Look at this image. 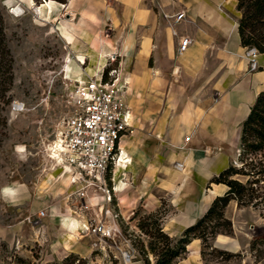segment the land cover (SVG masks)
Segmentation results:
<instances>
[{
    "label": "crops",
    "instance_id": "1",
    "mask_svg": "<svg viewBox=\"0 0 264 264\" xmlns=\"http://www.w3.org/2000/svg\"><path fill=\"white\" fill-rule=\"evenodd\" d=\"M46 4L60 10L53 1ZM235 4L234 0H69L65 5L75 17L68 23L69 44L102 49L104 61L109 53L116 55L127 84L132 127L122 141V158L130 163L117 166L111 191L113 207L123 218L134 214L138 204L148 211L165 204L164 230L180 237L227 191L222 183H212L209 189L207 185L228 166V150L239 149L242 124L264 89V52L247 55ZM94 57L90 65L96 63ZM99 63L103 67L106 62ZM94 72L93 68L90 73ZM123 177L130 179L126 182ZM0 193L13 201L8 187ZM66 221L72 228L74 222ZM73 237L70 232L68 239ZM69 240L63 244L64 252L73 251ZM226 240L228 236L219 234L214 246L220 248ZM201 249L202 241L193 239L187 245L188 258L179 264H203Z\"/></svg>",
    "mask_w": 264,
    "mask_h": 264
},
{
    "label": "rangeland",
    "instance_id": "2",
    "mask_svg": "<svg viewBox=\"0 0 264 264\" xmlns=\"http://www.w3.org/2000/svg\"><path fill=\"white\" fill-rule=\"evenodd\" d=\"M46 1H53L60 10L46 8ZM68 1L31 0L30 7L18 0H0V16L13 60V79L6 84L4 96L0 94V115L7 121L0 146V190L6 186L13 193L12 202L0 193V264H10L14 254L36 264H145V257L155 264L156 253L162 252L166 244L158 227L170 236L163 227L167 206L148 211L138 204L129 218L120 215L116 219L120 232L106 238L108 245L104 250L95 245L98 238L89 233L86 223V219L96 222L101 218V200L95 196L97 199L89 202V209L81 208L70 174L49 156V145L57 140L73 112L71 96L76 81L86 79V72H90L91 57L97 58L94 57V71L100 67V61L106 62V69L118 68V60L111 63L113 53L104 61L102 56L106 52L102 49L86 50L69 44L68 23L75 17L65 6ZM234 3L239 25L242 11L238 1ZM18 5L21 9L14 10ZM35 8L42 14H37ZM15 103L21 108L17 109ZM228 151V165H241L239 149ZM125 158L128 159L126 155ZM116 169L117 166L112 176ZM129 179L123 177L126 182ZM115 181H109L112 189ZM211 186L208 183L207 189ZM68 192L69 207L64 205ZM260 193L263 204L240 206L231 200L223 218L214 214L195 232L201 235L202 230L206 231L204 240L196 238L202 241L203 264H264V184ZM111 208L118 212L113 203ZM41 210H45L46 216H39ZM67 218L74 222L73 230L67 226ZM70 232L75 235L72 240L68 239ZM219 234L228 236L220 248L214 246ZM170 238L173 243L179 239ZM68 240L73 251L64 252L63 244ZM151 244L155 252L150 249ZM187 253L174 263L188 258Z\"/></svg>",
    "mask_w": 264,
    "mask_h": 264
},
{
    "label": "built area",
    "instance_id": "3",
    "mask_svg": "<svg viewBox=\"0 0 264 264\" xmlns=\"http://www.w3.org/2000/svg\"><path fill=\"white\" fill-rule=\"evenodd\" d=\"M189 42L190 39L185 40ZM257 51L251 47L246 53L251 56ZM116 58L112 55L111 63ZM251 67L256 68L255 59ZM86 75V79L76 81L71 96L73 112L49 150L55 154L52 158L60 161L70 174L81 208L89 209V202L97 197L101 200V218L96 222L86 219V223L89 233L98 238L95 245L106 250V238L120 232L116 222L120 214L111 208L114 199L109 181L113 179V168L123 156L122 141L131 132V111L127 84L118 68L98 67L95 74L87 71ZM16 108L21 107L16 104ZM39 216H46L45 210Z\"/></svg>",
    "mask_w": 264,
    "mask_h": 264
},
{
    "label": "trees",
    "instance_id": "4",
    "mask_svg": "<svg viewBox=\"0 0 264 264\" xmlns=\"http://www.w3.org/2000/svg\"><path fill=\"white\" fill-rule=\"evenodd\" d=\"M238 9L242 11L238 29L241 42L244 47H255L259 52H264V0H237ZM12 57L6 42L4 21L0 16V94L8 87L6 84L13 79ZM108 71V70H107ZM107 77V76H106ZM7 121L0 115V146L3 142L4 127ZM239 161L237 166L231 162L218 175L213 177L210 183L225 184L228 189L212 202L208 212L195 224L184 230L176 243L171 242L162 229L158 227L160 236L165 240V247L162 252L156 253L155 264H175L176 259L187 253V245L195 238L205 239L206 231L202 230L201 235L195 232L215 214L220 218L224 217V209L231 200H236L240 206H257L263 204L259 200L260 190L264 184V89L257 96L254 105L245 121L242 124ZM263 199V198H262ZM227 222V220H225ZM152 251H156L153 244ZM145 254H147L145 252ZM145 264H151L148 257L144 258ZM10 264H36L18 254L11 256Z\"/></svg>",
    "mask_w": 264,
    "mask_h": 264
},
{
    "label": "bare ground",
    "instance_id": "5",
    "mask_svg": "<svg viewBox=\"0 0 264 264\" xmlns=\"http://www.w3.org/2000/svg\"><path fill=\"white\" fill-rule=\"evenodd\" d=\"M44 1V0H43ZM48 3V6H49V2H47ZM42 4V3H41ZM39 6H41V5H39ZM30 7H33L32 6V3L30 4ZM50 8V7H49ZM18 9H21V5H18L17 7H14V10H18ZM35 12L38 14V13H41L42 14V11H40L39 9H36L35 8ZM89 70H90V72L93 70V65H90V67H89ZM86 74H87V72H86ZM95 74V73H94ZM79 80H83V79H79ZM59 142V141H58ZM55 153V152H54ZM53 153H51L50 152V157L52 158V157H55V154H53ZM53 159H55V158H53ZM128 161L127 160H124L122 157L120 158V160L118 161V163H117V165L116 166H120V168H124L125 167V163H127ZM59 163H61L60 161H59ZM126 259V258H125ZM129 259V258H128ZM130 261V260H129ZM127 262V261H126Z\"/></svg>",
    "mask_w": 264,
    "mask_h": 264
}]
</instances>
